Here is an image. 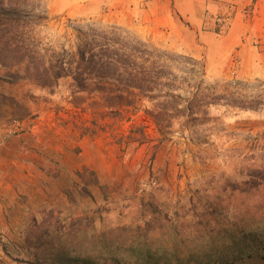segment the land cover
I'll return each mask as SVG.
<instances>
[{"label":"rangeland","instance_id":"374dc122","mask_svg":"<svg viewBox=\"0 0 264 264\" xmlns=\"http://www.w3.org/2000/svg\"><path fill=\"white\" fill-rule=\"evenodd\" d=\"M39 1L48 13L37 27L45 42H64L61 36L71 34L66 28L70 21L119 26L161 49L197 59L205 66L208 84H217L219 90L239 88L243 96L264 99V56H258L255 48H248L244 55L229 53L223 45L214 47L190 33L183 36L177 28L150 25L139 12H133L137 0L131 5L129 0ZM233 81L245 85L227 83ZM71 84V78H64L50 93L27 82H7L0 74V94L22 102L31 114L15 121L14 110L6 105L0 111V131H16L27 120L26 126H37L40 135L47 133L41 145H57V152L63 153L57 161L44 163L46 180L36 175L33 182H17L14 187L8 227L0 233V264H60L63 255L65 264H115L103 254L98 232L109 231L108 249L122 245L135 235L122 232L123 226L135 228V203L152 197L170 209L186 205L190 198L211 206L222 199L230 224H254L251 230L264 241V188L256 194L230 197L220 193L223 187L240 184L250 172L264 167V106L256 111L216 106L210 108L205 124L190 126L175 120L159 131L147 113L151 104L141 96L124 93L122 114L107 116L95 86L77 95L73 104ZM134 128L141 131L134 132ZM83 160L89 166L76 172L74 166ZM83 187L92 195H82ZM247 207H255L254 221ZM50 212L48 220L53 225L58 219L63 231L56 232L53 225L42 238L46 245L32 247L29 237L43 231L40 227ZM81 215L85 216L82 225L69 235L71 222ZM168 228L169 235L153 238L154 243L163 239L180 245L173 226ZM157 232L161 234V228ZM240 264H264V248Z\"/></svg>","mask_w":264,"mask_h":264},{"label":"trees","instance_id":"16d2710c","mask_svg":"<svg viewBox=\"0 0 264 264\" xmlns=\"http://www.w3.org/2000/svg\"><path fill=\"white\" fill-rule=\"evenodd\" d=\"M40 3L0 0V74L7 82H27L54 93L62 79L71 78L73 104L77 95L95 86L103 101L101 106L109 112L107 116L122 114L124 93L141 96L151 104L147 113L159 131L171 127L175 120L190 126L205 124L210 108L216 106L252 111L264 106V99L243 96L239 88L219 90L217 84H208L205 66L197 59L161 49L119 26L70 21L66 28L71 34L61 36L64 42H45L37 32V27L42 26L38 21H44L48 14ZM227 83L245 85L240 81ZM97 104L100 105L98 101ZM6 105L14 110L15 121L31 115L22 102L0 94V111ZM258 170L250 172L240 184L223 187L220 193L228 197L258 193L264 188V167ZM81 193L92 195L87 187ZM156 202L152 197L135 203V228L122 227L123 233L135 235L120 247L108 249L109 231L98 232L103 254L115 264H240L264 248L260 234L251 230L254 224H230L222 199L211 206L190 198L186 205L176 204L172 209ZM247 209L254 221L255 207ZM48 216L52 212L43 219V231H34L29 237L32 247L46 245L42 238L53 225L56 232L63 231L60 221L52 225ZM84 217L75 218L66 232L74 234ZM170 226L181 244L171 245L163 239L154 243L153 238L169 235ZM157 228H161V234ZM60 262L65 264L66 256Z\"/></svg>","mask_w":264,"mask_h":264},{"label":"crops","instance_id":"0c3cea01","mask_svg":"<svg viewBox=\"0 0 264 264\" xmlns=\"http://www.w3.org/2000/svg\"><path fill=\"white\" fill-rule=\"evenodd\" d=\"M137 1L133 12H139L150 25L177 28L183 36L190 33L201 42L212 43L214 47L223 45L224 51L229 53L238 51L244 55L248 48H255L258 56H264V0ZM129 2L131 5L132 0ZM242 8H248L247 17L241 11ZM230 11L232 18L228 28H221L217 18ZM255 43L261 47L254 46ZM26 122L16 131H0V233L8 227V207L15 203L13 190L17 182H33L36 175L46 180L44 163L57 161V157L63 155L60 154L62 151L57 152V145L56 148L41 145L47 133L43 131L40 135L37 126L28 127ZM83 142L79 143L81 147ZM48 149L55 151L48 154ZM88 166L83 160L74 166V170L81 172L83 167ZM39 169H43V172L39 173Z\"/></svg>","mask_w":264,"mask_h":264},{"label":"built area","instance_id":"2783aa9c","mask_svg":"<svg viewBox=\"0 0 264 264\" xmlns=\"http://www.w3.org/2000/svg\"><path fill=\"white\" fill-rule=\"evenodd\" d=\"M248 11L249 10L247 9V11H245V14H247ZM231 18H232V13L230 11V12H227V13L219 16L216 21L218 22V24H220L221 28H225V27L228 28L230 21H231Z\"/></svg>","mask_w":264,"mask_h":264}]
</instances>
